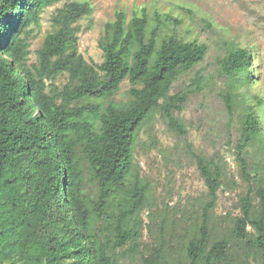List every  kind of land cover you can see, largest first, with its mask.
I'll list each match as a JSON object with an SVG mask.
<instances>
[{"label": "trees", "instance_id": "16d2710c", "mask_svg": "<svg viewBox=\"0 0 264 264\" xmlns=\"http://www.w3.org/2000/svg\"><path fill=\"white\" fill-rule=\"evenodd\" d=\"M61 1L27 65L31 25ZM91 11L88 1L0 0V264H121L122 254L141 264H264V175L251 176L245 159L254 144L264 146L252 108L239 119L235 145L247 182L239 214L215 213L224 163L192 150L205 187L192 201L195 216L161 214L134 149L156 113L177 135L187 133L179 117L186 95L170 90L206 46L160 37L158 13L149 30L144 9L128 20L117 11L98 41L102 61L90 63L78 50L77 22ZM252 54L232 44L217 60L230 115L241 105L238 77H253ZM123 81L128 99L116 101Z\"/></svg>", "mask_w": 264, "mask_h": 264}, {"label": "rangeland", "instance_id": "374dc122", "mask_svg": "<svg viewBox=\"0 0 264 264\" xmlns=\"http://www.w3.org/2000/svg\"><path fill=\"white\" fill-rule=\"evenodd\" d=\"M88 1L90 15L77 22L78 50L87 62L100 63L102 51L98 41L107 22L115 13H125L126 20L140 15L142 9L148 17V29L156 25L154 13L161 15L160 37L195 41L206 46L204 59L187 72L179 73L172 83L171 94H185L186 101L179 117L187 133L177 135L156 113L140 131L134 149V161L140 174L152 188V199L161 214L192 219L195 216L193 199L199 198L205 187L199 176L195 160L189 150L207 156L216 155L224 163L226 180L218 191L215 213L219 218L239 214L238 200L246 192V177L242 176L235 149L239 134V119L245 108L254 112L264 140V0H79ZM64 2L45 6L39 12V25H31L28 34L30 53L26 61H36V51L45 35L52 31L51 17ZM170 16L166 19L165 16ZM238 45L252 50L251 73L246 80L238 77L235 93L241 105L230 115L224 102L227 77L219 74L217 60L229 46ZM66 74L53 82L62 86ZM129 83L123 81L116 92V101L128 99ZM247 172L264 175V146L254 144L245 155ZM251 178V177H250ZM144 220L147 221L144 213ZM187 221V223H189ZM142 242L151 245L146 229ZM121 264H141L138 257L121 256ZM17 264V263H15Z\"/></svg>", "mask_w": 264, "mask_h": 264}]
</instances>
